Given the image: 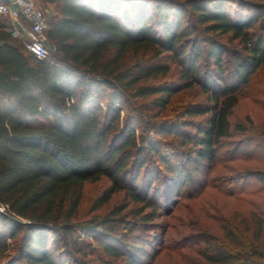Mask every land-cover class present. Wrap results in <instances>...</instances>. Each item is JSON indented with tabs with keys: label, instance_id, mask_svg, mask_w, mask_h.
Listing matches in <instances>:
<instances>
[{
	"label": "trees",
	"instance_id": "1",
	"mask_svg": "<svg viewBox=\"0 0 264 264\" xmlns=\"http://www.w3.org/2000/svg\"><path fill=\"white\" fill-rule=\"evenodd\" d=\"M47 1L45 59L0 22V264H152L142 243L159 240L135 232L246 130L231 115L264 71V0ZM246 178L264 183V170ZM99 181L91 211L127 197L103 221L83 215ZM259 206L219 236L194 234L207 246L173 249L172 264L261 260Z\"/></svg>",
	"mask_w": 264,
	"mask_h": 264
},
{
	"label": "rangeland",
	"instance_id": "2",
	"mask_svg": "<svg viewBox=\"0 0 264 264\" xmlns=\"http://www.w3.org/2000/svg\"><path fill=\"white\" fill-rule=\"evenodd\" d=\"M38 2L48 18L55 13V2ZM4 23L11 26L8 19ZM53 50L54 48L50 53ZM241 93L239 103L233 109L231 121L234 126L243 124L246 130L235 128L232 135L222 141L216 159L211 163L203 162L202 167L195 172L194 181L187 183L177 196H172V201L167 198L161 200L163 209L168 207V211H163L149 224L150 229L146 232L141 229L135 232L138 237L150 242L159 240L158 249V242L153 246L142 243L151 254L147 257L150 263L172 264L170 256L173 249H176L175 252L178 250L182 257L194 255L196 251L207 246L203 239L198 236L196 238L198 233L219 236L222 234L223 219L226 223L225 218L230 217L238 223L240 217L235 219V214L243 217L248 216L254 209H260L259 201L264 198V183L256 178L248 179L246 174L254 169L264 170V71H258L250 85L242 88ZM201 119L196 117L193 121ZM106 187L104 181L85 185L83 215L87 219H108L112 211L126 202L127 197L121 191L113 194L102 207L91 211L94 200ZM174 257L175 255L173 259ZM180 262L184 264L185 259ZM253 264H264V258Z\"/></svg>",
	"mask_w": 264,
	"mask_h": 264
},
{
	"label": "built area",
	"instance_id": "3",
	"mask_svg": "<svg viewBox=\"0 0 264 264\" xmlns=\"http://www.w3.org/2000/svg\"><path fill=\"white\" fill-rule=\"evenodd\" d=\"M38 0H0V22L9 20L8 30L38 59H45L54 48L49 40V18Z\"/></svg>",
	"mask_w": 264,
	"mask_h": 264
}]
</instances>
